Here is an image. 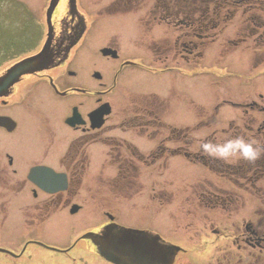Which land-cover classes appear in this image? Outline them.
I'll return each instance as SVG.
<instances>
[{"label": "flooded vegetation", "instance_id": "flooded-vegetation-1", "mask_svg": "<svg viewBox=\"0 0 264 264\" xmlns=\"http://www.w3.org/2000/svg\"><path fill=\"white\" fill-rule=\"evenodd\" d=\"M117 1L126 8L135 0H114V3ZM158 7L153 5L151 15ZM162 7L168 9L165 5ZM61 9H65V14L54 20ZM82 9L78 0H58L51 17V31L45 20L40 31L38 29L34 37L27 38L31 42L15 61L0 69L1 81L11 65L38 54L42 49L46 52L44 60L36 62L37 69L20 75L10 87L0 92V226L3 227L14 210L18 214L15 230H19L22 236L21 245L0 248V253L13 258V261L8 260L10 264H43L40 257L31 259L34 251L39 250L64 254L68 260L58 262L48 258L44 264H131L122 255L112 252V237L122 238L127 229H132L158 234L162 245L170 243L157 230L147 227L153 212L135 214L130 202L138 196V189L143 188L142 198L147 202L143 204L145 210L159 202L156 204L158 209L162 215H167L165 208L169 197L165 189L153 192L150 186L168 184L171 168H181V161L189 165L205 162L206 169L216 174L222 183L229 182L230 186L243 191V195L238 196L248 201V195L257 201L256 223L251 219L253 225L249 221L250 214L245 213L243 231L237 234L233 229L231 238L212 223L216 217L211 213L219 216L218 220L223 223L231 220L237 207L236 193H226L225 197L216 194L212 199L211 196L202 198L205 194L201 192L189 217L196 224L212 220L210 230L219 237L230 239V243L225 241L229 243L226 248L229 252L235 247L246 248V254L241 256L246 258L247 248L264 252L263 94H258L257 101L230 104L235 109L243 106V116L237 119L238 124L233 117L219 124L221 127L227 123L228 128L234 125L231 133L227 132L228 128L222 133L225 137L219 136L224 129L219 131L214 127V131L201 138L197 135L201 122L195 124L196 127L183 124L184 127L177 128L169 120L176 92L168 91L162 99L163 93L139 87L128 70L164 74L169 68L178 67L156 69L144 64L145 52L131 45L140 32L136 23L127 37L130 45H122L113 37L108 43L102 42L103 39L92 42L94 24L85 20ZM106 11L105 15L109 17L119 13L111 6ZM152 17L158 25L169 24L164 21V14ZM49 35L50 41L45 46ZM88 44L96 47L94 52L102 56L103 61L118 63L105 73L107 76L97 68V63L90 71L77 67L80 53L92 54ZM181 44L182 53L175 61H182L185 64L180 68L187 69L186 64H191V59H200L201 52L195 54L193 50H198L201 43L192 40ZM149 53L155 57V62L165 64L168 61L163 48L152 49ZM134 55L142 58H134ZM190 103L197 119L200 115L196 104L193 100ZM239 108L234 110L236 116ZM154 126L156 129L150 130ZM204 140L209 141L205 149ZM249 145L256 153L254 158H245L243 154V146ZM212 151L220 154L232 152V156L213 158ZM159 174L161 181L157 180ZM204 181L208 187L214 186L212 180ZM135 217L142 219L139 220L141 226H132ZM60 219L68 221V226L53 225ZM79 222L81 229L72 235L78 228L74 223ZM47 227L56 231L58 241H51L50 234L48 240L41 235ZM179 247L181 250L173 264H179L178 256L185 252ZM29 253H32L31 257H28ZM24 254L25 262L21 260ZM245 259L236 261L239 264L252 263Z\"/></svg>", "mask_w": 264, "mask_h": 264}, {"label": "rangeland", "instance_id": "rangeland-1", "mask_svg": "<svg viewBox=\"0 0 264 264\" xmlns=\"http://www.w3.org/2000/svg\"><path fill=\"white\" fill-rule=\"evenodd\" d=\"M0 3V68H2L10 65L12 60L20 53V50H15V46L25 43L23 39H17L21 36V29H18L21 25L28 27L26 29L27 37H34L35 35L34 33L31 34L30 27H35L40 31L45 21V12L49 0H0ZM78 4L83 8L85 20L91 25L94 24L91 32V39H94L91 40L92 42L103 39L102 42L108 43L109 38L113 37L118 42H122V45H130L127 37L133 32V26L136 23L140 32L136 34L137 37L135 36L131 45L145 52L147 58L142 59L144 64L156 69L169 66L178 67L174 68V70L169 68L164 74L128 70L130 76L135 77L139 87L148 91H157L159 94L163 93L161 95L162 99L168 91L173 90L176 92L169 120L177 128L184 127L182 126L183 124L196 127L195 124L201 122L202 126L197 129V135L201 138H205L207 134L214 131V127H218L219 131L224 129L223 132L219 133V136L221 134L222 137H225L222 133L227 131L228 124H223L221 127L219 124L231 117L235 118L234 120L238 124L237 119L241 115L243 116V106L236 107V109L240 107L238 116H236L234 112L236 109L230 104L232 102L243 104L252 100L257 101L259 99L258 94H263L264 96V48L255 46L253 40L247 39L246 35L243 34V22L246 17L240 11L232 15L231 20L221 24V28L217 29L215 35L212 36L215 37L214 40L210 38L206 42L207 45L202 43L198 50L196 48L193 50L195 54L201 52V57L200 59L196 58L195 61L190 57L191 64H186L190 70L188 67L187 69L180 68L185 63L182 61L176 62L175 60H178L179 54L182 53L180 49L183 44L181 43L187 44V42L194 40L199 44L200 40L196 39V37L188 36L186 34L188 33L187 28H181L179 25L171 23L158 25L153 21L152 15L157 17L159 15L160 17L162 14H167L166 9L162 6L169 4L168 0H135L130 7L126 8L122 7V2L119 5V1L114 3V0H78ZM153 5H159V7L151 15ZM110 6L117 9L118 15L111 17L105 15L107 8H110ZM97 12L102 15L97 16ZM63 14H65V9L58 11L54 20H58ZM141 28H144V30L142 31ZM231 39L239 40V45L237 47L232 46V44L229 45L227 41ZM102 42L101 44L103 45L104 43ZM15 43L17 44L15 45ZM11 45L14 46L9 47ZM88 46L91 47L92 54L80 53L78 57L80 61L77 59V67L80 70L90 71L94 63H97V68L103 72L102 74L107 76L108 74L105 73H108L109 70L111 71L118 63L111 62L109 64L107 61H103L102 56H98L94 52L96 47L93 44H88ZM162 48L164 49V54L168 55V61L165 64L155 62V57L153 56L152 58L149 53L152 49L161 50ZM259 55L260 57H258ZM133 57L142 58V56L137 55ZM3 60L7 61L4 62ZM192 100L196 104L197 112L200 115L197 119H195L194 110L190 103ZM219 104L221 106L217 109ZM232 128L234 130V125L228 128L227 132L231 133ZM152 129H156V127L154 126L150 130ZM209 139L212 140V137ZM208 143L209 141H203V149H205V144ZM231 153L220 154L212 151L213 158L231 157ZM208 154L204 157L205 159H207ZM181 164V168H171L167 176L168 184L164 186H167V188L161 187L162 185L150 186L153 192H160L161 188L165 189L166 195L169 197L166 200L169 207L166 206L165 208L169 218L167 215H162L163 212L158 209L156 204H159V202H153L152 208L145 210L143 204L147 202L142 198L141 192L143 188L138 189V196L134 198V201L132 199L130 202L133 213L144 215L147 211L153 212L151 223L147 227L157 230L167 241L177 243L185 249V252H181L178 256L179 264H239L236 260L246 258L245 256L241 257L242 254H246V248L235 247L233 251H227L226 248L229 246L230 239L219 237L210 230L209 224L212 220L196 224L189 217V213H193L201 192L205 194L202 198L211 196L212 199H215L216 194L217 197H225L226 193H236V196H238L239 194L243 195V191L235 186H230L229 182L222 183L215 176L216 174L213 175L206 169L205 162L199 165L198 163L189 165L181 161ZM207 164L209 165L208 162ZM157 180H162L160 174ZM204 180H212L214 186L208 187L207 184H204L206 183ZM246 198L248 201L241 196L237 197L236 212L232 214L231 220L226 223H223L224 221L221 219V221L218 220L219 216L211 213L216 217L212 223L218 229H222L224 231L223 234H228L230 238L234 235L233 229L237 234L243 231L242 218H244L245 213L250 214V222L252 219L256 223L258 216L254 213L256 212L257 201L248 195H246ZM11 215L3 227L0 226V248L2 249L13 248L14 246L17 248V246L21 245L20 238L22 236L19 235V230H15L18 226L16 216L18 214L13 210ZM139 220L142 219L133 218V225H131L141 226ZM162 222L165 225H162ZM167 222L168 224H166ZM57 224L68 226V221L60 219L53 225ZM74 225L78 226V228L72 235H75L81 229L79 226L80 222L74 223ZM224 228H226V231ZM49 234L50 237H53L51 241H58L56 231L50 229V227H47V231H43L41 235L48 240ZM226 240L229 243L225 242ZM221 241L225 243H220ZM239 246H242V243ZM48 251H34V255L32 256V253H29L28 257L32 256L31 259L40 257L43 264L48 258L57 259L58 262L66 260L64 254H51ZM247 252L248 258L246 259L249 262L258 261L264 264V252L257 248H247ZM8 260L13 261V258L8 256V254L0 253V264H10ZM21 260L23 262L27 261L26 254Z\"/></svg>", "mask_w": 264, "mask_h": 264}, {"label": "trees", "instance_id": "trees-1", "mask_svg": "<svg viewBox=\"0 0 264 264\" xmlns=\"http://www.w3.org/2000/svg\"><path fill=\"white\" fill-rule=\"evenodd\" d=\"M168 3L165 4L168 9L164 18L187 28L186 34L203 44L210 38L214 40L212 36L221 24L240 11L246 17L243 34L253 40L255 46L264 48V0H168ZM237 43L238 40L234 41L232 46Z\"/></svg>", "mask_w": 264, "mask_h": 264}, {"label": "water", "instance_id": "water-1", "mask_svg": "<svg viewBox=\"0 0 264 264\" xmlns=\"http://www.w3.org/2000/svg\"><path fill=\"white\" fill-rule=\"evenodd\" d=\"M58 0H51L47 10V23L51 31V15L57 5ZM50 36L46 43L48 45ZM46 52L43 50L38 55L24 59L10 68L8 73L0 82V92L7 89L21 74L37 69L38 64L45 58ZM141 231L126 230V236L122 238L112 237L111 250L122 255L131 264H172L174 256L179 248L173 245H162L156 242L155 238L143 235ZM109 238V237H105Z\"/></svg>", "mask_w": 264, "mask_h": 264}, {"label": "clouds", "instance_id": "clouds-1", "mask_svg": "<svg viewBox=\"0 0 264 264\" xmlns=\"http://www.w3.org/2000/svg\"><path fill=\"white\" fill-rule=\"evenodd\" d=\"M207 147V146H206ZM243 154L245 158H254L256 153L252 150L251 146H243Z\"/></svg>", "mask_w": 264, "mask_h": 264}]
</instances>
